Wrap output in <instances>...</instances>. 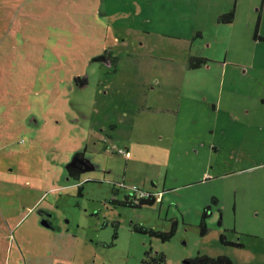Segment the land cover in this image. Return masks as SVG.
<instances>
[{
	"label": "rangeland",
	"instance_id": "1",
	"mask_svg": "<svg viewBox=\"0 0 264 264\" xmlns=\"http://www.w3.org/2000/svg\"><path fill=\"white\" fill-rule=\"evenodd\" d=\"M94 1L3 5L0 264H151L155 254L264 264V241L229 231L244 247L219 243L217 211L205 237L198 229L210 196L229 228L264 226V40L254 39L264 0H106L84 24ZM234 3L233 21H219ZM106 49L118 62L90 61ZM191 56L207 61L193 71ZM84 148L88 168L71 179ZM113 181L125 184L119 197L141 188L157 202L114 207ZM173 220L166 242L133 230L167 232Z\"/></svg>",
	"mask_w": 264,
	"mask_h": 264
},
{
	"label": "trees",
	"instance_id": "2",
	"mask_svg": "<svg viewBox=\"0 0 264 264\" xmlns=\"http://www.w3.org/2000/svg\"><path fill=\"white\" fill-rule=\"evenodd\" d=\"M71 1H73V0H71ZM105 2H106V0H95L93 2V6H91V4H90V6H87L88 11L84 10L85 12L83 13L84 14L83 20L85 21L84 24H87L86 21L88 22V20H90V19H87L86 17H89L90 14L92 16H96V12L98 11V8L106 6ZM68 7L74 9V11L71 13V14H73L75 12V7L68 5L66 8L68 11H69ZM67 13H69V12H67ZM107 13H108V11L105 9V12H103V14H101V16L107 15ZM234 17H235V3H234V7L231 9V11H229L227 14L224 13L223 16L219 17V21H223V22H225V24H229L233 21ZM66 25H67V28H69V29H75V27H76L75 23L72 22L71 19H69L67 24H65L64 26H66ZM82 28L84 29V27H82ZM254 39L255 40H260V39L264 40L263 38L258 37L257 35H255ZM77 49H78L77 44H76V48L74 45H72V47L69 51V52H71V55H70V53H68L67 57H70L72 59L73 57H71V56H76L77 51H78ZM116 59L117 58L113 56L112 51L110 49H106L105 52L102 53V55L95 56L92 59H90V61L91 62H97V63H101L103 61H110V62L112 61V63L115 64V62L117 61ZM206 61H207V59H205V58H200V59L198 58L197 60H195V62L190 61L189 68L190 69H192V68L197 69L202 64H205ZM77 155H78V153L75 154V157ZM71 165L70 164L67 165L68 175L75 176V171H71L73 168V167H71ZM76 175H78V174L76 173ZM79 176H77L76 179H78ZM81 191H82V187H80V190L78 191L79 196H81ZM155 200H156L155 197H149L146 200L142 199L139 203L132 204V203H129L127 201H118V200H115V198H112L110 200V203L114 207H128L129 209H139V208H142L143 206L144 207H150V206L154 205ZM213 201H216V199L213 198L212 202ZM209 210H210L209 206H207L205 209H202L201 222H200V224H198L200 234L203 236H205L207 233V228H206L205 224H206V218H207V214H208ZM133 230L135 232L141 233L143 235H149L151 237L158 238L162 242H166L175 236L176 226H175V222H173L170 226L169 231L160 232L158 230H154V229L149 228V227H144V225H141V224H134ZM219 243L221 245H225V246L240 247V244H238V243L233 244V242H227V241H225L224 238L219 240ZM144 262L148 263V261H144ZM164 262H165V257L163 254H160L159 256L155 254L154 257L150 258L151 264H161ZM182 264H233V262L227 256L209 257V256L196 255L195 257H193L191 259L184 260Z\"/></svg>",
	"mask_w": 264,
	"mask_h": 264
},
{
	"label": "flooded vegetation",
	"instance_id": "3",
	"mask_svg": "<svg viewBox=\"0 0 264 264\" xmlns=\"http://www.w3.org/2000/svg\"><path fill=\"white\" fill-rule=\"evenodd\" d=\"M257 32H258V22H257V25H256V29H255L254 35H257ZM197 59H198V57L191 56L188 60H185L186 63H187V68H189L190 61H194L195 62V60H197ZM183 61L184 60H182V62ZM116 62H118V58H117V61ZM199 68H197V69H199ZM197 69H193L192 68L190 70L195 71ZM256 71L259 73L258 74L260 76L259 78L262 79L261 77L264 75V68L258 67L256 69ZM263 87H264V83H263ZM261 101L264 104V97L261 99ZM113 129H114V127L111 126V130H113ZM103 139H104V141L107 142L109 140H112L113 139V136H112L111 133H109V134L105 135ZM101 141L103 142V140H101ZM209 148L215 149V147H213V146L212 147L209 146ZM195 151L196 150L193 149V152H195ZM77 153H78V155L76 157L74 156L75 159H74L73 164L72 165L70 164L71 167H73L72 170L71 169L70 170L71 171H75V176L68 175V177H71V179H75V180H76L77 176L81 175L82 170L85 167L88 168V164H87L86 158H85L87 156L86 155L87 154L86 149L84 148L83 150L78 151ZM124 154L126 156H128V157H123V158H125L126 160L130 159V153L128 152V149H127V151L124 152ZM76 173L78 175H76ZM111 187H112V190H113V192H112L113 194H112L111 199L112 198H115V200H118V201H127L129 203L136 204V203H139L142 199L146 200L149 197H155L156 198L155 203L157 202V197L155 196V194H154L153 191H145V189L135 188L133 190H127L125 193H123V196L122 197H119V192L121 190H126L125 184L123 182H115V181H113V182H111ZM153 187H154V185H153ZM213 198L214 197H212L211 200H213ZM214 199H216V201H213V202L211 201V203H209V205H207V206L210 207V210L208 211V214H207L206 224L209 223V219H210V217L212 215V212L216 213V211H217V213H218V225H217V227H218V229L220 231L219 240H221L222 238H224L225 241H227V242H233V244H237L238 243V244H240V247H234V248H239V249L240 248H243L244 247V244L241 243V242H239L238 240H235V241L229 240L227 238L228 236H226V233L227 232L231 231V232H233V234H236V233L244 234V235L248 236V238H251L252 240H257V235L256 234L260 233L261 230H264V226L263 225L258 226L255 229V231H250V232L244 231V230H241V229H238L236 227V225H232L231 228H229L230 226L225 225V223H224V218H223L224 217V214H222L221 209L218 207V199L217 198H214ZM155 203H154V205H155ZM206 207H204L203 209H205ZM214 207H217V209L214 210ZM232 209H233V212H234V216H236V214H237L236 210L237 209H236V207L234 205H233V208ZM201 214H202V209H201ZM173 222H175V226L177 227L178 222L177 221H174V220L172 221V223ZM200 222H201V216H200ZM200 222H199V224H200ZM206 228H207V226H206ZM198 229H199V227H198ZM207 233H208V229H207ZM207 233H206V235H207ZM205 236H203V237H205Z\"/></svg>",
	"mask_w": 264,
	"mask_h": 264
},
{
	"label": "crops",
	"instance_id": "4",
	"mask_svg": "<svg viewBox=\"0 0 264 264\" xmlns=\"http://www.w3.org/2000/svg\"><path fill=\"white\" fill-rule=\"evenodd\" d=\"M14 1L15 0H5L4 2H2V1H0V6H2V8H3V5H4V3H5V5L7 4V3H10V2H13L14 3ZM20 1H22V0H20ZM24 1V0H23ZM1 8V7H0ZM1 8V9H2ZM22 10H24V9H29V8H32V6H31V4H24L23 5V3H22ZM2 13L0 12V14L2 15H0V20H5L6 19V13H5V10H4V8L2 9ZM8 23L10 24H12V20H9L8 21ZM9 24H8V29L10 28V30H11V32H13L14 30H13V26H9ZM201 181V180H200ZM210 200H211V196H210ZM210 203V202H209ZM208 205V201L204 204H202L201 206H200V208H202L203 206L204 207H206ZM154 206V205H153ZM203 209V208H202ZM217 209V207H214V210H216ZM213 210V211H214ZM257 235V240L256 241H264V230H261V232L260 233H258V234H256ZM8 247V246H7ZM4 249L5 248V246L3 247L2 246V244H0V250L1 249ZM59 264V263H58Z\"/></svg>",
	"mask_w": 264,
	"mask_h": 264
},
{
	"label": "built area",
	"instance_id": "5",
	"mask_svg": "<svg viewBox=\"0 0 264 264\" xmlns=\"http://www.w3.org/2000/svg\"><path fill=\"white\" fill-rule=\"evenodd\" d=\"M59 264H62V263H59Z\"/></svg>",
	"mask_w": 264,
	"mask_h": 264
}]
</instances>
